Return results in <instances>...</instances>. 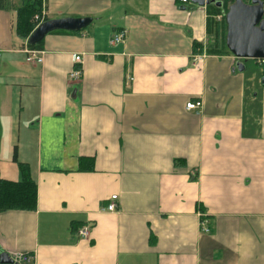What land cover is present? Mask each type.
I'll return each mask as SVG.
<instances>
[{
    "label": "crops",
    "instance_id": "obj_1",
    "mask_svg": "<svg viewBox=\"0 0 264 264\" xmlns=\"http://www.w3.org/2000/svg\"><path fill=\"white\" fill-rule=\"evenodd\" d=\"M225 13L45 0L43 19L93 28L48 34L29 64L16 12L0 11V178L20 182L22 163L36 184L34 211L0 213V251L30 258L19 264H264V67L238 71Z\"/></svg>",
    "mask_w": 264,
    "mask_h": 264
},
{
    "label": "water",
    "instance_id": "obj_2",
    "mask_svg": "<svg viewBox=\"0 0 264 264\" xmlns=\"http://www.w3.org/2000/svg\"><path fill=\"white\" fill-rule=\"evenodd\" d=\"M189 2L197 7L211 4L221 7L222 5L217 0H189ZM224 22L226 25L225 45L228 52L237 60L238 71L244 70L241 60H255L264 63V1L250 0V3L246 4L242 0H234L224 14ZM90 23L89 18L45 21L31 32L26 45H37L45 36L53 32H80ZM72 94L75 96V90ZM0 264L18 263L0 251Z\"/></svg>",
    "mask_w": 264,
    "mask_h": 264
},
{
    "label": "trees",
    "instance_id": "obj_3",
    "mask_svg": "<svg viewBox=\"0 0 264 264\" xmlns=\"http://www.w3.org/2000/svg\"><path fill=\"white\" fill-rule=\"evenodd\" d=\"M217 1L225 5L231 0ZM44 2L45 0H19V3L15 4L12 0H0V11L14 10L16 12L15 35L18 39L26 41L31 32L39 24L47 21L46 19H43L42 22L34 21L35 16L41 17L42 10H44ZM42 41L37 45L27 46V48L39 51L42 48ZM209 52L212 53L211 50ZM12 159L15 163L17 162L16 153L13 154ZM17 164L21 173L20 182H11L0 178V213L10 211L30 212L35 210L36 184L31 179L26 165L22 163Z\"/></svg>",
    "mask_w": 264,
    "mask_h": 264
},
{
    "label": "built area",
    "instance_id": "obj_4",
    "mask_svg": "<svg viewBox=\"0 0 264 264\" xmlns=\"http://www.w3.org/2000/svg\"><path fill=\"white\" fill-rule=\"evenodd\" d=\"M179 4L181 5H187L189 4V0H176ZM220 19V17L218 18ZM34 21H40L42 22L43 21V10H42V14H41V17L38 18V16H35L34 17ZM125 39V32L124 31H121V32H118L117 34H115L111 40V44H118V43H122ZM25 61L29 64H39L41 63L42 61V58L40 57V53L38 51H33V50H29V49H26L25 51ZM200 58H197L196 61H199ZM72 60H73V63L76 65V64H80V57L79 56H73L72 57ZM263 63V62H262ZM81 74H82V71L80 68H76L74 69L73 71H71L70 75H69V78L70 80L72 81H78L80 78H81ZM201 108V102H192V103H188L186 105V109L191 111V110H197ZM117 197L116 196H112L110 198V202L109 204L103 209V211H106L108 213H113L117 210V206L115 204V201H116ZM88 229L87 228H83L81 231H80V236L81 237H86L88 235ZM201 231L203 233H208L209 230L208 228H206V226L204 225V223L201 222ZM14 262L16 263H28L30 262V258L25 256V255H17V256H14V257H11Z\"/></svg>",
    "mask_w": 264,
    "mask_h": 264
},
{
    "label": "rangeland",
    "instance_id": "obj_5",
    "mask_svg": "<svg viewBox=\"0 0 264 264\" xmlns=\"http://www.w3.org/2000/svg\"><path fill=\"white\" fill-rule=\"evenodd\" d=\"M13 1V3H15V4H18L19 3V0H12ZM234 0H231L230 2H227L226 4H225V7L224 8H222L224 11H226L227 10V8L229 7V5L233 2ZM243 2H246V0H242ZM228 6V7H227ZM95 23V22H94ZM93 28V26L92 25H90V26H87L82 32H87V33H89V31H91V29ZM253 62L255 61V60H252ZM263 67H264V63H263V65H262ZM263 80H264V77H262L261 78V83L263 82ZM264 83V82H263ZM8 120V119H7ZM4 121H6V119H0V122H1V124H0V129H1V131L0 132H2V133H6V131H5V129H4Z\"/></svg>",
    "mask_w": 264,
    "mask_h": 264
},
{
    "label": "flooded vegetation",
    "instance_id": "obj_6",
    "mask_svg": "<svg viewBox=\"0 0 264 264\" xmlns=\"http://www.w3.org/2000/svg\"><path fill=\"white\" fill-rule=\"evenodd\" d=\"M264 1V0H263ZM222 3V2H221ZM244 3H246V4H249L250 3V0H246V2H244ZM225 7V5H224V3H222V5H221V7L220 8H224ZM228 7V6H227ZM3 259V258H2Z\"/></svg>",
    "mask_w": 264,
    "mask_h": 264
}]
</instances>
